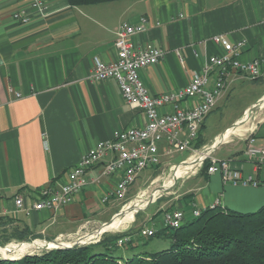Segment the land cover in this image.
<instances>
[{"label":"crops","instance_id":"0c3cea01","mask_svg":"<svg viewBox=\"0 0 264 264\" xmlns=\"http://www.w3.org/2000/svg\"><path fill=\"white\" fill-rule=\"evenodd\" d=\"M31 1L0 0V219L13 221L9 230L24 225L37 239L75 242L118 230L132 220L123 232L160 230L169 208L189 214L192 209L203 211L217 204L249 213L264 206L263 187L232 186L224 184L219 174L197 171L168 188L165 182L166 192L154 198L162 187L155 189L153 201L146 205L147 199H136L123 208V202L113 196L117 175H101L108 156L88 171L87 185L70 204L57 211L16 212L17 197L30 206L37 191L62 181L95 143L110 139L115 131L144 125L143 112L123 101L115 81L90 79L94 57L105 63L116 60L114 40L121 24L146 17L148 29L134 36L133 44L165 51L159 63L140 75L153 96L186 87L207 58L221 54L212 40L215 36L224 35L232 43L245 41L239 57L242 62L264 58V0H113L81 6L67 0H44L43 13ZM16 11L24 12L28 23L15 21L12 14ZM244 82L254 84V95L226 116L229 100L237 97ZM196 102L197 98L186 99L182 107ZM210 127L214 130L207 133ZM251 130L255 145H264V67L254 81L239 74L228 77L225 92L201 126L198 143L209 147L217 142L211 151L214 158L229 160L230 167L243 176L264 181V166L255 169L245 155ZM159 152L158 168L167 162L175 167L190 155L182 152L187 155L174 164L163 144ZM193 161L190 158L180 166L190 164L193 169ZM157 167L143 170L127 196L139 195L152 185L159 175ZM141 178L144 181L136 185ZM22 243L32 244L17 247L12 256L59 244Z\"/></svg>","mask_w":264,"mask_h":264},{"label":"built area","instance_id":"2783aa9c","mask_svg":"<svg viewBox=\"0 0 264 264\" xmlns=\"http://www.w3.org/2000/svg\"><path fill=\"white\" fill-rule=\"evenodd\" d=\"M31 6L43 13L44 0H32ZM12 18L26 24L28 16L16 11ZM148 19L140 17L134 24L123 23L117 30L114 40L117 57L110 63L93 58L90 79L93 81L113 80L116 82L123 101L137 107L143 112L145 122L142 127H134L115 131L112 137L95 143L80 160L57 181L54 187L41 189L35 193L30 206L25 205L22 197L14 200L15 211L51 210L57 211L70 204L79 191L87 185V173L90 169L105 160L101 175H117L118 181L113 196L118 201L126 199L128 189L134 184L139 174L148 168L157 167L160 163L159 145L165 146V154L189 152L188 159L177 165H183L198 151L196 144L201 126L205 118L213 111L227 87V79L232 74H239L246 80L254 81L262 76L264 58H256L249 62L240 61L245 41L230 42L224 35L213 37V41L222 49V53L207 58L200 72L193 73L189 84L176 91L150 95L142 79L141 72L159 63L165 51L161 48L133 44L132 38L148 29ZM18 97L19 94H16ZM197 98L196 104L183 108L186 99ZM165 109V110H163ZM245 155L252 161L254 168L264 166V145L256 146L253 130L247 135ZM189 172L198 171L207 159L210 164L206 173L219 174L224 184L232 186L263 187L264 181L253 175L243 176L242 172L230 167L229 160L216 159L208 152ZM176 166V167H177ZM218 206L212 205L210 208ZM201 211L192 209L189 214L183 210H171L164 213V227L177 229L186 221L196 218ZM155 230L142 229V235H153ZM128 238L118 241L122 245Z\"/></svg>","mask_w":264,"mask_h":264},{"label":"trees","instance_id":"16d2710c","mask_svg":"<svg viewBox=\"0 0 264 264\" xmlns=\"http://www.w3.org/2000/svg\"><path fill=\"white\" fill-rule=\"evenodd\" d=\"M67 1L81 6L113 0ZM200 148L197 142L196 149ZM209 164L206 159L200 171L206 173ZM12 222L0 219V246L39 238L24 225L9 230ZM141 231L103 233L95 243L53 249L18 260L0 259V264H264V206L249 213L208 207L177 229L164 227L150 236ZM126 237L128 240L118 245ZM154 239L167 241L168 245H149Z\"/></svg>","mask_w":264,"mask_h":264},{"label":"rangeland","instance_id":"374dc122","mask_svg":"<svg viewBox=\"0 0 264 264\" xmlns=\"http://www.w3.org/2000/svg\"><path fill=\"white\" fill-rule=\"evenodd\" d=\"M252 85H254V84H252L251 82H244L243 83L244 87L241 88V90H237L238 93L235 94V96H237V97H233L231 100H229V105L226 107V113H227L226 116L232 115L234 112H236L239 109L240 105L242 104V102L244 100H246L248 98H251L252 95H254L255 88L252 87ZM247 95H248V97H247ZM213 130H214V128L210 127L207 130V133L212 132ZM207 148L208 147H201L200 149H198V151L196 153H192V154L198 155L199 153H203L205 151V149H207ZM187 153H182L181 155L177 153L176 155H173L172 157L171 156H168V157L171 158L172 163L178 164V163H180V159L184 158L187 155ZM167 164H168V162H167ZM166 165L165 166L162 165L161 168L157 167V169H155L156 173L159 172V175H157V178L155 177L154 179H152V182H153L152 185L150 184L147 188L143 189L139 195H135L134 197L126 196V199L124 201H121V202H123L122 203L123 208L127 204H129L130 202H132V201H134L136 199H141V200L142 199H148L151 196V193L155 189H159L160 187H162L165 182L167 183V188H168L171 185H175V183H174V179L175 178H176L175 181L179 184L180 183L179 181L181 179L186 178L189 175L193 174L192 172H189L190 170H192V168H190V165H188V164L186 166H180L179 170L181 172L180 171H178V172L174 171V168L177 165H175V167H174V165H167V166ZM202 166H203V164H202ZM202 166L200 168H198L197 170L200 171L202 169ZM185 168H186V170H185ZM194 173H195V171H194ZM142 177L144 178V175H142ZM143 178H141L140 180H137L136 185L139 184V183H142L144 181ZM136 185L134 187H132V191L133 192L137 188ZM165 192L166 191H158V192H156V195H155L154 198H159ZM144 205H146V203ZM140 208H142V207H140ZM140 208H138V209H140ZM169 210H177V209H170L169 208L168 211ZM132 221L127 223V224H125V225H123L118 230H109V231H106L104 233H109V234L121 233V232H123V230H125L132 223ZM101 236H102V234L99 235V236L94 237V239L90 243L98 242L100 240ZM78 240H76V241H78ZM35 241H39V242H43V243H61V242H63V243H72L73 242L74 243L73 240H71V241L69 240L68 241V240H65V239L64 240H60V241L57 240L56 242H48V241H44V240H41V239H35V240L31 241V242H35ZM21 243L22 242L12 241V242H10L7 245L0 246V259L2 257H4V258L11 257L12 254H14L13 251L14 250L16 251V248L19 247V246H27V245H31L32 244V243H22V244ZM90 243H87V244H90ZM155 243L159 244V248L160 247H166L168 245L167 241L166 242L165 241L158 242L157 239H154L152 241V243H150L149 245L153 246ZM160 243H162L163 246ZM87 244H84V245H87ZM158 244H156V245H158ZM49 250H53V249L52 248H47V247L41 248V249L35 250L33 253H31V255H36V254H39V253H42V252H46V251H49ZM24 256H26V255H23V256L19 257L18 259H21Z\"/></svg>","mask_w":264,"mask_h":264},{"label":"water","instance_id":"95a60500","mask_svg":"<svg viewBox=\"0 0 264 264\" xmlns=\"http://www.w3.org/2000/svg\"><path fill=\"white\" fill-rule=\"evenodd\" d=\"M258 105H256L254 108H256ZM214 144H217V142L216 143H214ZM214 144L213 145H211V148L209 149V151L208 152H211L212 151V149L214 148ZM175 180H176V178L174 179V182H175ZM166 188H164V187H162L159 191H164ZM153 199L154 198H152L151 196L147 199V202H146V204L147 203H149V202H151V201H153ZM139 209H136L135 211H134V213H136L137 211H138ZM134 213H133V215H134ZM120 215H122V211L116 216V217H118V216H120ZM115 217V218H116ZM112 222V221H111ZM110 222V223H111ZM109 223V224H110ZM109 224H107V225H109ZM106 225V226H107ZM104 232H106V231H104ZM104 232H102V233H100L99 235H101V234H103ZM98 235V236H99ZM84 238H86V237H84ZM84 238H82V239H79L78 241H76V242H74V243H68V245H63V244H56L55 245V247H53L52 249H71V248H73V247H75V246H82V245H84V244H87V243H90L93 239H85V240H83ZM26 255H31V254H26ZM1 259H3V260H17V259H8V258H4V257H2Z\"/></svg>","mask_w":264,"mask_h":264},{"label":"bare ground","instance_id":"6f19581e","mask_svg":"<svg viewBox=\"0 0 264 264\" xmlns=\"http://www.w3.org/2000/svg\"><path fill=\"white\" fill-rule=\"evenodd\" d=\"M207 153H199L198 155H195V156H193V157H191V159H193L194 158V161L192 162V164H191V167H195L200 161H201V159L206 155ZM190 160V159H189ZM188 165H190V164H188ZM180 169V167H176L175 168V171H180L179 170ZM181 172V171H180ZM105 228V227H104ZM103 230V229H102ZM105 230V229H104ZM100 234V233H99ZM56 244V243H55ZM53 248V247H52ZM28 253V252H27ZM24 255H26V254H24ZM18 257H20V256H11V257H6V258H8V259H17Z\"/></svg>","mask_w":264,"mask_h":264}]
</instances>
